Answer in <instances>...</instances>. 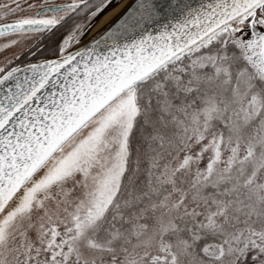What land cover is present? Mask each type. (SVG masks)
<instances>
[{
  "label": "snow or ice",
  "instance_id": "1",
  "mask_svg": "<svg viewBox=\"0 0 264 264\" xmlns=\"http://www.w3.org/2000/svg\"><path fill=\"white\" fill-rule=\"evenodd\" d=\"M113 2L0 0V264H264V0Z\"/></svg>",
  "mask_w": 264,
  "mask_h": 264
},
{
  "label": "flooded vegetation",
  "instance_id": "2",
  "mask_svg": "<svg viewBox=\"0 0 264 264\" xmlns=\"http://www.w3.org/2000/svg\"><path fill=\"white\" fill-rule=\"evenodd\" d=\"M48 44V46H46ZM48 51V52H47ZM57 49L49 40L41 41L39 37L33 39L31 44L18 55L12 56L9 60L12 61L10 66L24 63L31 60H36L40 57L53 56L57 54ZM16 57H19L18 59ZM8 62L4 65L7 66Z\"/></svg>",
  "mask_w": 264,
  "mask_h": 264
},
{
  "label": "water",
  "instance_id": "3",
  "mask_svg": "<svg viewBox=\"0 0 264 264\" xmlns=\"http://www.w3.org/2000/svg\"><path fill=\"white\" fill-rule=\"evenodd\" d=\"M197 2H198V0H193V3H197ZM125 3H127V0H121V3H119V4L115 3V0H114L113 4L108 9L92 22V26L98 22V19H100L103 15H105L108 11L112 10L114 7H118L120 4H122L121 7L113 15H111L110 18L106 22H104L103 24L96 27L93 31H90V32L88 31V33L84 36L82 43L87 42L89 37H91L93 35V33L97 32L99 29L104 27L109 21H111L116 16V14L119 13L123 9ZM57 56H58V53L56 55H53V56L41 57V58H38L36 60H31V61H27V62L20 63V64H15L13 66L24 67L29 63L41 62L45 59H55V58H57ZM11 57L12 56L8 57L6 59V61L0 62V66H4L9 61V59ZM21 75H23V74L21 73Z\"/></svg>",
  "mask_w": 264,
  "mask_h": 264
},
{
  "label": "rangeland",
  "instance_id": "4",
  "mask_svg": "<svg viewBox=\"0 0 264 264\" xmlns=\"http://www.w3.org/2000/svg\"><path fill=\"white\" fill-rule=\"evenodd\" d=\"M11 38L12 37H0V45L7 42ZM32 41L33 39L26 40V41L22 40L20 43L11 47L10 49L0 52V62L6 61V59L10 56L18 55V53L24 51L31 44ZM46 46H48V44Z\"/></svg>",
  "mask_w": 264,
  "mask_h": 264
},
{
  "label": "bare ground",
  "instance_id": "5",
  "mask_svg": "<svg viewBox=\"0 0 264 264\" xmlns=\"http://www.w3.org/2000/svg\"><path fill=\"white\" fill-rule=\"evenodd\" d=\"M121 5L122 4H120L118 7H114L112 10L108 11L105 15L98 19V22L91 27L89 32L93 31L96 27L106 22L110 18V16L113 15L121 7Z\"/></svg>",
  "mask_w": 264,
  "mask_h": 264
}]
</instances>
